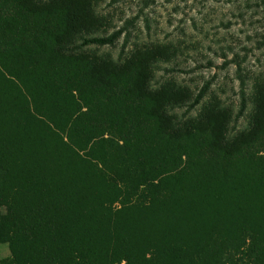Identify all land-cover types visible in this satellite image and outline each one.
<instances>
[{"label":"trees","instance_id":"obj_1","mask_svg":"<svg viewBox=\"0 0 264 264\" xmlns=\"http://www.w3.org/2000/svg\"><path fill=\"white\" fill-rule=\"evenodd\" d=\"M99 3L0 0V264H264V80L235 136L217 97L182 119L209 83L154 88L177 46L75 50L127 29Z\"/></svg>","mask_w":264,"mask_h":264},{"label":"rangeland","instance_id":"obj_2","mask_svg":"<svg viewBox=\"0 0 264 264\" xmlns=\"http://www.w3.org/2000/svg\"><path fill=\"white\" fill-rule=\"evenodd\" d=\"M97 11L109 28L96 36L127 29L113 45L81 46L79 40L76 51L122 62L136 46L173 44L180 54L159 65L154 88L174 80L197 94L209 83L199 105L173 113L182 119L197 117L217 97L233 112L230 136L248 127L254 83L264 80L263 0H100ZM243 95L246 109L238 117ZM9 256L8 245L0 244V261Z\"/></svg>","mask_w":264,"mask_h":264}]
</instances>
